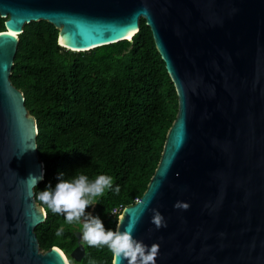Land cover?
<instances>
[{
    "label": "water",
    "instance_id": "1",
    "mask_svg": "<svg viewBox=\"0 0 264 264\" xmlns=\"http://www.w3.org/2000/svg\"><path fill=\"white\" fill-rule=\"evenodd\" d=\"M0 17V264L65 261L35 233L46 218L34 199L42 179H28L44 175L38 127L10 80L24 25L47 21L60 46L85 52L131 41L141 19L177 112L146 189L115 231L135 225V239L159 245L156 264H264V0H0ZM153 209L165 227L152 223ZM76 237L70 255L80 261Z\"/></svg>",
    "mask_w": 264,
    "mask_h": 264
},
{
    "label": "trees",
    "instance_id": "2",
    "mask_svg": "<svg viewBox=\"0 0 264 264\" xmlns=\"http://www.w3.org/2000/svg\"><path fill=\"white\" fill-rule=\"evenodd\" d=\"M4 21L0 17V31ZM57 35L58 29L47 21L25 24L10 75L36 119L37 150L44 164L34 199L46 218L35 233L42 250L56 246L70 264H112L106 245L92 247L84 241L83 257L74 260L70 254L78 245L81 223H68L37 195L49 185L54 188L61 173L65 180L78 174L90 181L111 176L112 188L92 200V215L115 232L121 210L142 195L157 166L177 112V96L143 19L131 41L85 52L60 46ZM114 208L119 213L112 214Z\"/></svg>",
    "mask_w": 264,
    "mask_h": 264
},
{
    "label": "clouds",
    "instance_id": "3",
    "mask_svg": "<svg viewBox=\"0 0 264 264\" xmlns=\"http://www.w3.org/2000/svg\"><path fill=\"white\" fill-rule=\"evenodd\" d=\"M63 176L61 173L54 188L49 185L44 191H40L37 199L47 205L53 213L64 215L68 223H80L83 218L82 240L92 247L106 245L113 254L112 264H123L125 260L127 264H156L159 245L154 243L149 247L135 239L133 236L135 225H130L124 231L106 230L99 216H93L86 211L89 206H93L94 198L102 196L106 189L112 188L111 176L99 175L92 181L83 174H78L71 180H65ZM28 179L36 186L38 180L43 179V174L38 178L30 174ZM115 191L119 193L118 186ZM28 195L31 196L32 192L29 191ZM174 206L184 210L189 207L188 204L179 201ZM153 212L152 223L157 228L165 227L162 214L155 209ZM62 232L63 228H60L56 231V236H61ZM64 264H67L66 260Z\"/></svg>",
    "mask_w": 264,
    "mask_h": 264
},
{
    "label": "rangeland",
    "instance_id": "4",
    "mask_svg": "<svg viewBox=\"0 0 264 264\" xmlns=\"http://www.w3.org/2000/svg\"><path fill=\"white\" fill-rule=\"evenodd\" d=\"M92 208H93V206L87 211L88 213H91L92 214ZM81 225H82V223H83V218H81ZM79 232H80V235H81V241H83L82 240V233H81V230H79ZM66 255V254H65ZM66 257H67V255H66ZM67 259H68V257H67ZM69 261V260H68ZM70 263V262H69Z\"/></svg>",
    "mask_w": 264,
    "mask_h": 264
},
{
    "label": "built area",
    "instance_id": "5",
    "mask_svg": "<svg viewBox=\"0 0 264 264\" xmlns=\"http://www.w3.org/2000/svg\"><path fill=\"white\" fill-rule=\"evenodd\" d=\"M119 211H120V208H114L112 210V214H117V213H119Z\"/></svg>",
    "mask_w": 264,
    "mask_h": 264
},
{
    "label": "bare ground",
    "instance_id": "6",
    "mask_svg": "<svg viewBox=\"0 0 264 264\" xmlns=\"http://www.w3.org/2000/svg\"><path fill=\"white\" fill-rule=\"evenodd\" d=\"M127 37L129 38L130 35H127ZM129 39H130V38H129ZM60 41H61V40H60ZM64 259L67 261V264H70L69 261H68V259H67V257H66V255L64 256Z\"/></svg>",
    "mask_w": 264,
    "mask_h": 264
},
{
    "label": "snow or ice",
    "instance_id": "7",
    "mask_svg": "<svg viewBox=\"0 0 264 264\" xmlns=\"http://www.w3.org/2000/svg\"><path fill=\"white\" fill-rule=\"evenodd\" d=\"M13 35H15V33H13Z\"/></svg>",
    "mask_w": 264,
    "mask_h": 264
}]
</instances>
